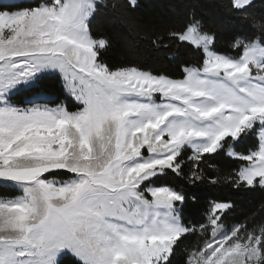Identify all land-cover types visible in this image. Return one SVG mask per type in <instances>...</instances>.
Segmentation results:
<instances>
[{"label":"snow or ice","instance_id":"obj_1","mask_svg":"<svg viewBox=\"0 0 264 264\" xmlns=\"http://www.w3.org/2000/svg\"><path fill=\"white\" fill-rule=\"evenodd\" d=\"M260 3L185 0L183 28L168 32L194 49L181 78L106 62L112 40L93 24L138 37L137 0L0 3V264H175L197 234L186 264H264V224L227 227L232 201L183 218L206 186L264 191ZM57 77L76 110L49 106ZM253 134L256 147L236 151ZM222 155L235 173L210 171Z\"/></svg>","mask_w":264,"mask_h":264},{"label":"trees","instance_id":"obj_2","mask_svg":"<svg viewBox=\"0 0 264 264\" xmlns=\"http://www.w3.org/2000/svg\"><path fill=\"white\" fill-rule=\"evenodd\" d=\"M38 2H42V0L19 1V3L33 5ZM111 2L123 3L124 0H111ZM137 2L139 7L136 9L134 16L140 28L138 37L131 36L125 39V27L111 21L110 18L99 19L93 24L94 34H102L112 40V47L105 55L106 62L114 68L135 65L144 70L167 74L173 78H181L183 66L195 62L194 49L185 44L177 47L178 42L170 40L168 32L183 28L186 17L181 5L185 0H137ZM221 2L226 3L227 0H221ZM256 2V10L259 11L261 10L260 0H256ZM220 11H223V9H220ZM157 37L162 40L159 49L152 45V40ZM230 39L231 36L227 32L220 35L216 41L217 50L228 52ZM52 84L53 88L50 91V96L53 95L56 98L55 103L67 100L71 110H75L78 105L71 101L64 90L60 88L58 77L52 81ZM23 99V96L14 97L13 102L21 104ZM256 145L257 139L253 134L246 139L242 146L237 147L236 151L246 153L249 148H254ZM186 159L187 157H185ZM210 165V171H218L221 175H227L235 173L240 167V162L222 155L211 161ZM159 183H164V181ZM10 194L14 195L16 193ZM213 200L232 201L235 204V210L225 220L226 226L245 223L246 221L255 226L264 224V209H262V206H264V191H237L227 186L216 189L206 186L196 202L190 201L184 207L183 218L185 223H203ZM198 240L200 243L203 241L199 234L184 240L176 251L175 264H186L187 252L197 246ZM63 264H72V261L66 259Z\"/></svg>","mask_w":264,"mask_h":264},{"label":"rangeland","instance_id":"obj_3","mask_svg":"<svg viewBox=\"0 0 264 264\" xmlns=\"http://www.w3.org/2000/svg\"><path fill=\"white\" fill-rule=\"evenodd\" d=\"M19 1H27V0H0V3H8V2H19ZM66 93V92H65ZM67 94V93H66ZM70 99H71V101H73L75 104H76V102L72 99V97H70L69 95H67ZM51 97H53V98H55L53 95H51ZM56 99V98H55ZM62 101H64L65 103H66V105H67V108L70 110V111H74V110H71V108H70V105H68L67 104V100H62ZM39 103H47V101H38ZM14 103V102H13ZM60 103V102H59ZM15 104H19V103H15ZM56 104H58V103H55V104H53V103H49V106L50 107H55V105ZM19 105H21V106H24L23 104H19ZM76 110V109H75ZM232 225H230V226H227V227H231Z\"/></svg>","mask_w":264,"mask_h":264}]
</instances>
